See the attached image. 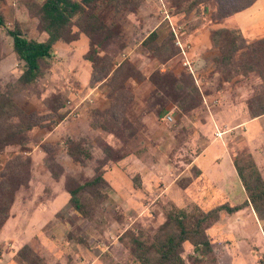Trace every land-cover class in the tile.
<instances>
[{
    "label": "rangeland",
    "instance_id": "obj_1",
    "mask_svg": "<svg viewBox=\"0 0 264 264\" xmlns=\"http://www.w3.org/2000/svg\"><path fill=\"white\" fill-rule=\"evenodd\" d=\"M189 1L133 0L102 11L117 23L119 37L98 49L94 62L84 59V35L58 42L42 62L43 76L20 88L23 64L6 30L17 21L27 39L43 41L34 16L43 0H0L7 23L0 29V93L12 92L24 114L41 120L27 133L26 152L12 146L0 153V174L16 156L30 161L28 182L14 193L0 230V264H19L15 256L24 246L41 264H137L125 234L152 236L170 204L206 212L241 201L238 179L222 192L216 178L233 158L239 165L251 159L264 179V114L252 119L247 109L256 98L264 103V84L255 73L215 63L221 52L211 41L220 29L239 32L246 44L264 39V0L221 22L211 2L190 8ZM152 32L155 46L168 43L162 56L142 45ZM95 171L105 183L81 194L80 215L66 189ZM207 232L212 257L199 258L185 243V264H226L223 228Z\"/></svg>",
    "mask_w": 264,
    "mask_h": 264
},
{
    "label": "trees",
    "instance_id": "obj_2",
    "mask_svg": "<svg viewBox=\"0 0 264 264\" xmlns=\"http://www.w3.org/2000/svg\"><path fill=\"white\" fill-rule=\"evenodd\" d=\"M132 1L43 0L41 4H36L37 12L34 16L37 19V29L45 34L43 41L27 39L17 21L13 23L12 28L6 30L12 40V52L16 60L23 64V71L16 80L17 86L22 88L40 79L43 76L42 62L52 57V47L58 42L73 43L81 34L89 41V50L84 59L90 63L94 62L98 49L108 47L119 37L117 23L112 18L108 23L107 14L102 11L117 7L115 6L117 4L131 5ZM190 1V8L211 2L214 8L213 19L221 22L250 8L257 0ZM6 24L5 17L0 12V29L6 28ZM156 38V33L152 32L142 45L158 57L167 52L168 43L157 47L154 44ZM211 41L221 52V57L215 60V63L228 69L239 70L244 76L255 73L264 84V39L246 44L239 32L220 29L211 33ZM236 54H239L237 62L234 61ZM172 55L173 53L166 55L163 60L169 59ZM11 93H0V153L6 147L12 146H19L21 152H26L27 133L41 124L38 117L33 114L26 115L16 106L11 99ZM256 99L254 108L251 105L247 107L252 119L264 114V103L260 97ZM67 155L73 161L81 163L69 148ZM29 163L28 158L16 156L0 174V230L8 218L14 193L28 182ZM232 164L246 195V200L241 205L222 204L205 212L197 206L187 211L170 204L164 209V222L157 227L152 236L141 230L137 233L127 231L125 238L128 241L125 242V247L132 261L137 264H185L182 258L185 243L193 247L199 258L212 257L211 238L208 237L207 230L217 222L221 212L231 215L245 206H250L258 220L264 222V179L249 158L242 165L233 158ZM55 166L61 171L59 164ZM48 169L54 179L59 177V174L52 172L50 166ZM104 183L100 171H95L91 179L74 188H67L69 203L73 210L84 215L81 194L87 191L94 192ZM15 260L19 264H41L37 255L27 246L16 253ZM259 264H264L262 258Z\"/></svg>",
    "mask_w": 264,
    "mask_h": 264
},
{
    "label": "crops",
    "instance_id": "obj_3",
    "mask_svg": "<svg viewBox=\"0 0 264 264\" xmlns=\"http://www.w3.org/2000/svg\"><path fill=\"white\" fill-rule=\"evenodd\" d=\"M235 15L236 14L231 17H234ZM228 165L229 166L226 165L227 173L225 172L223 174L221 169H218L219 173L216 177L218 179V183L221 185L222 192H224L225 187L229 188V185L225 186L229 180L235 182L236 179H238L231 161H229ZM226 177L229 178L227 179ZM237 183L238 187H241L243 198L240 202H230L229 204L225 203L229 206L241 205L246 200V195L239 182V179ZM236 191L238 192V189ZM239 196H241V194H239ZM235 198L236 196H234L233 199ZM223 220H226L227 222L225 227L220 226V223L223 222ZM214 227H222L224 230V235L221 237L226 238L225 240L228 241L225 252L226 264H259V258H262L264 255L263 227L250 206H245L231 215L221 212L217 222L208 230L213 229ZM257 239L260 241V247H258L256 244Z\"/></svg>",
    "mask_w": 264,
    "mask_h": 264
},
{
    "label": "built area",
    "instance_id": "obj_4",
    "mask_svg": "<svg viewBox=\"0 0 264 264\" xmlns=\"http://www.w3.org/2000/svg\"><path fill=\"white\" fill-rule=\"evenodd\" d=\"M165 120L170 121L171 118H170L169 116H166V117H165Z\"/></svg>",
    "mask_w": 264,
    "mask_h": 264
}]
</instances>
